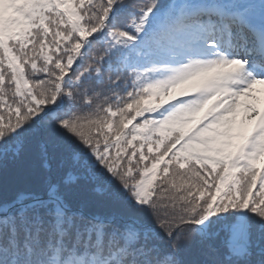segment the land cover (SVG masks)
Instances as JSON below:
<instances>
[{"label": "snow or ice", "instance_id": "1", "mask_svg": "<svg viewBox=\"0 0 264 264\" xmlns=\"http://www.w3.org/2000/svg\"><path fill=\"white\" fill-rule=\"evenodd\" d=\"M0 264H264V0H0Z\"/></svg>", "mask_w": 264, "mask_h": 264}]
</instances>
